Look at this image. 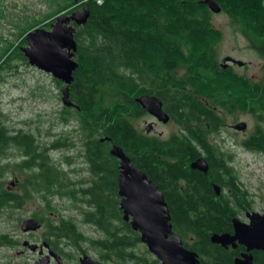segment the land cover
I'll list each match as a JSON object with an SVG mask.
<instances>
[{"label": "trees", "instance_id": "obj_1", "mask_svg": "<svg viewBox=\"0 0 264 264\" xmlns=\"http://www.w3.org/2000/svg\"><path fill=\"white\" fill-rule=\"evenodd\" d=\"M215 1L240 27L249 41L248 47L263 59L264 0ZM74 4L76 8L87 5L90 10L87 22L76 25L79 66L74 71L71 97L79 105L74 114L89 132L95 179L89 182L84 191L87 195H82L79 202L75 195L68 193V198L80 221L93 226L100 235L91 237L85 233L75 215L55 219L38 213L46 228L43 239L55 248L69 246L72 251L82 253L91 248L107 264L144 261L136 256L138 246L143 245L140 235L124 220L120 208L117 164L110 162L115 157L108 146L117 144L129 155L132 164L164 191L175 229L195 234L198 242L194 248L204 258L202 264H228L230 255L211 241V235L230 230L231 218L238 212L235 208L253 207L254 199L239 181L236 166L230 164L235 161L233 151L212 143L208 136L222 130L226 122V117L214 107L232 106L256 115L257 124L246 140L245 149L264 152V81L240 72L237 65H221L217 46L224 31L215 26V12L205 0H81ZM18 53L21 52L16 50L13 54L19 56ZM180 68L186 69L184 75L178 73ZM108 90L123 94L125 99L107 104ZM143 94L159 96L165 111L182 123L188 133L175 132L162 138L139 129L135 119L148 113L136 101ZM2 118L6 115L0 109V127L5 125ZM38 129L40 132L41 128ZM0 131L5 146L8 138L4 130ZM36 137L21 130L11 136L10 143L27 144L30 147L26 148L35 152ZM48 143H42L41 147ZM39 154L40 160L35 162L42 169L36 178L40 177L41 184L51 188L56 182L55 172L48 156L44 152ZM202 154L211 163L208 174L190 167V161ZM103 164L115 174L108 173L105 177ZM183 180L189 186L185 192L181 191ZM212 180L225 189L220 195L215 193ZM29 198L8 191L0 180V217L4 214L10 217ZM50 203L45 200V204ZM13 238L0 233V247L14 246ZM256 260L264 264V252ZM154 264L161 262L155 259Z\"/></svg>", "mask_w": 264, "mask_h": 264}, {"label": "rangeland", "instance_id": "obj_2", "mask_svg": "<svg viewBox=\"0 0 264 264\" xmlns=\"http://www.w3.org/2000/svg\"><path fill=\"white\" fill-rule=\"evenodd\" d=\"M79 1L81 0H0V62L4 56L2 52L9 44L12 49L13 45L30 27L39 23H46L51 20V16L62 13V10ZM213 22L215 26L224 31V38L217 46L220 58L229 55L241 61H246V63H249L248 67L237 65L236 68L256 79H263L264 58H260L254 49L248 47L249 41L240 30V27L233 23L229 16L222 11L214 13ZM20 57H14L9 65L11 67L2 72L0 109L6 115V118H2V121L5 126L23 128L29 132H34L40 138L41 143H48L51 136L46 131L51 127V122L57 119L55 114L57 107H61V100L57 98L59 90L52 83V74H47L31 65L28 60ZM178 73L184 75L186 69L180 68ZM121 99H125L123 94L114 90L106 91L105 101L107 104H112L114 101ZM220 109H222L221 114L229 122L246 121L248 128L243 131L247 130L249 132L256 125V115L237 112L236 109L225 106L220 107ZM74 118L76 120V117ZM151 119V116L141 118L139 126L145 129L146 125L148 126L146 121H151ZM38 128H41L40 132ZM174 131H177L176 123L169 122L156 125V132L164 137H168ZM243 134L245 133L235 134V136L240 138ZM231 142L232 140H229L227 144L231 146V150L235 155L234 164L240 173V179L253 194L255 210L264 213V152H252L240 146L234 147ZM18 174L19 172L13 170L11 176L14 177ZM66 190L71 189L66 188ZM75 198L80 200V197ZM44 200H50L51 203L47 205L37 198H29L26 199L21 208L15 209L10 217H7V214L0 217V233H8L16 240L14 246L0 247V264H32L41 257L39 248L34 251L23 244L25 240L42 244L43 232L46 230L44 226L31 233L24 232L21 228L23 220L31 217L33 213H41L42 216H52L55 219L60 218L61 215L65 217L75 215L85 233L91 237L100 235L93 226L80 221L81 217L75 213L74 209L70 208L72 204L70 198L55 196L44 198ZM38 204L44 208L41 212H38L40 210L37 208ZM49 206L52 208L47 209ZM138 247L140 253L147 249L144 245ZM65 248L67 252H77L72 251L69 246H65ZM46 249L44 248V253H48ZM81 253V251L77 252V257ZM87 253L98 258L96 251L91 248H87ZM74 261H72L73 264Z\"/></svg>", "mask_w": 264, "mask_h": 264}, {"label": "water", "instance_id": "obj_3", "mask_svg": "<svg viewBox=\"0 0 264 264\" xmlns=\"http://www.w3.org/2000/svg\"><path fill=\"white\" fill-rule=\"evenodd\" d=\"M214 12L222 8L215 0H205ZM90 16L87 5L75 9L71 15L60 13L52 24V29L37 28L27 33L29 45L22 47L29 63L37 68L51 73L55 78L66 83L63 89V102L67 106L73 105L70 99L69 86L74 80V71L79 66L76 60L77 41L75 38L76 25L85 24ZM73 22V23H71ZM243 65L244 61L232 56L222 59L226 67L227 61ZM149 113L159 120L166 122L169 115L163 109L162 99L155 94H143L136 98ZM246 122H240L236 128L244 130ZM149 130V128H147ZM1 137V136H0ZM111 153L120 160L119 194L123 218L130 222L131 227L141 234V240L146 243L148 250L161 261L162 264H199L198 253L189 250L182 244V239L173 231L168 203L161 189L154 184L147 173L132 164L130 157L123 148L114 145ZM194 168L207 171L208 165L205 158H199L193 163ZM216 189L219 193V187ZM250 222L246 223L234 218V233L214 234L212 241L227 246L236 247L245 245L247 251L242 257L236 258L232 264H257L254 262L252 250H264V214L259 211L248 213ZM42 227V222L35 217H29L22 222L24 232L37 231ZM32 250L39 248L41 257L32 264H51L55 258L60 264H66L48 241L43 244L23 243ZM44 248L48 253H44ZM82 264H104L92 255L86 253L80 258Z\"/></svg>", "mask_w": 264, "mask_h": 264}, {"label": "flooded vegetation", "instance_id": "obj_4", "mask_svg": "<svg viewBox=\"0 0 264 264\" xmlns=\"http://www.w3.org/2000/svg\"><path fill=\"white\" fill-rule=\"evenodd\" d=\"M75 9H77V8L75 7V4L73 3L67 9L62 10V13H65L67 15H71ZM57 15L51 16V20L47 21L46 23H39V24H36V25L30 27V29L25 31L24 34L22 35V37L13 45L12 49L9 47L10 44L8 47L6 46L7 48L2 52V53H4V56L0 62V81L3 80L2 79V72L7 70V68L9 67V65H10V63L14 57H18L15 54L12 55L13 52H15L16 50H19L21 52V53H18L19 56L23 55V58L22 57H20V58H22L24 60H28L27 57L25 56L24 51L22 50V47L29 45L28 40H27V33L29 31L35 30L37 28H46L48 30H51L52 24L56 21ZM71 23H73V22H71ZM226 56H229V55H226ZM226 56H224V57H226ZM224 57H222V59ZM222 59H221V65H222ZM226 64L227 65L230 64V65L246 66L249 63H246V61H244L243 65H239L238 63H235L233 61L228 60L226 62ZM227 65H226V67H227ZM44 72H46V71H44ZM46 73L51 75V73H48V72H46ZM51 80H52V83L55 85V87L59 90V94H57V98H58V100L59 99L61 100V107H57V111L55 113L57 116V119H55L53 122H51V125H50L51 127L49 128L50 129L49 132H48V130L46 131L47 134L51 136L50 143L46 144L45 146L43 145L44 147H41L42 143L39 141L40 138L36 137L37 141H35V144L36 145L38 144L39 146L37 145V147H38L36 149L37 151L33 152L32 150L27 149L28 147H30L27 144H24V146H25L24 147L23 144L22 145H15L13 143L12 144L10 143L11 136L17 135V133H19L21 130L23 132H26L27 130H25L23 128L9 127V126H5V125H4V127H0V129L5 131V137L8 138L7 144L5 146H3L2 142H3L4 136H3V133L0 131V136H1L0 137V180L4 181L5 187L7 188V190L10 192H13V194L18 193L20 195H24V196H27L30 198L31 197L37 198V199L41 200L43 203L45 202V200H44L45 197L53 198L55 196H59L62 198H64V197L68 198L69 194H71V195H75V197H77V198L78 197L81 198L82 195L85 194L84 191L89 186V182L91 180L95 179V175L91 169L92 164L90 161V143L88 142L89 132H88L87 128L82 126L80 117L78 118V116H76L74 114L75 113L74 110L79 109V105L76 104L72 100V97H71V84L72 83L69 86V92H70L69 96L73 102V105L67 106L63 102V89L66 87V83H64L62 80H60L58 78H55L53 75L51 76ZM260 80L264 81V78L260 79ZM227 107H229V106H227ZM214 108L217 109V112L219 111L218 112L219 114H221L222 109H220L219 106H215ZM163 109H164V102H163ZM230 109H233L232 106H230ZM164 111H165V109H164ZM231 111H233V110H231ZM236 111L237 112L240 111L244 114L250 113V114H253V116H254V113H251L249 111H242L239 109H236ZM165 112H167V111H165ZM167 114L169 115V120L166 122L159 120L156 116H154L153 114H151L149 112L147 114H145V116H151L152 117L151 121H146V123H148V126L146 125L145 130L148 133L156 134V135L164 138V136H162L160 133L156 132V125H158L159 123L165 124V123L173 122V123L177 124V131L172 132L173 134H176L175 132L183 134V135H185V133H188L187 128L184 127L182 125V123H178L177 121H175L174 118L171 116V114H169L168 112H167ZM145 116L138 117L135 119V125L139 129H142V127L139 126L141 124V123H139V121L141 118H144ZM74 117H76V120ZM240 122H246V121L236 120V121L229 122L226 119L225 126L222 128V130H218V132L213 133V135H211L209 133L210 135L208 137H209L210 141L212 143L217 142L221 146V148L231 150V146H228L227 141L232 140V142H231L232 146H234V147L240 146V147L245 149L246 140L249 139V136L253 132V130L255 129L256 125L254 126V128L251 131L247 132V130L243 131V130L236 128V125ZM262 122L264 124V119H262ZM256 124H257V121H256ZM147 128H149V130ZM247 128H248V123H247L246 129ZM31 133H34V132H31ZM241 133H245V134H243L240 138L235 136V134H241ZM101 141L103 142L104 138H101ZM114 145H117V144L108 145L109 146V153L113 157H115L114 160L112 159V160H110V162H112L113 164H115V163L117 164V170H118L117 176H119L120 160H119V158H117L116 156H114L111 153ZM106 147H107V145H105V148ZM42 152H44L45 155L48 156L47 160L51 166V170H53L55 172L56 182L51 188L46 187L43 184H41L40 177L36 178L37 174L41 171L42 168H41V164L40 163L37 164L35 161L40 160V154L39 153H42ZM199 158H205V154H202V155L198 156L195 160L190 161L191 169L199 170L205 174H208L210 172V168H211L210 164L211 163L206 158H205V160H206L207 165H208L207 171L193 167V163L196 160H198ZM103 163H106V162L104 161ZM112 163H110V164L113 165ZM230 164L235 165L234 160L230 161ZM236 169H237V166H236ZM13 170L19 172V174L15 175L14 177L11 176V173L13 172ZM103 171H104L103 175H105V177L108 175V173L115 174L113 170H110L108 168L106 170V167L104 164H103ZM108 171H110V172H108ZM9 172H11V173H9ZM239 175H240V173H239ZM239 181L241 183H243L241 181V179ZM152 182L154 183L153 180H152ZM154 184H156V183H154ZM211 184H212V187H213V189L217 195H220L225 190L220 183H218L214 180L211 181ZM181 186H182V190H181L182 192H185V191H187V189H189L188 183L185 180L182 181ZM186 186H187V188H186ZM217 186L219 187V193H218V190L216 189ZM66 188L67 189L70 188L71 190L67 191ZM159 189H161V188L159 187ZM161 191L164 194V191L162 189H161ZM118 193H119V180H118ZM85 195H87V194H85ZM119 196H120V194H119ZM164 196H165V194H164ZM165 199H166V197H165ZM77 200H79V199H77ZM120 200H121V196H120ZM119 203H120V201H119ZM39 205L40 204H38V207H37L38 209H40L38 212H41L42 209H44V208H42V206H39ZM120 208H121V206H120ZM235 209L238 212L236 215L232 216V218H231V229L227 230V231H223V232H213L211 235V238L216 233H218V234H223V233L233 234L234 233V218H238V219L248 223V222H250V218L248 217V213H252L253 211H256L254 206L253 207L247 206V208H246V206H237ZM169 211H170V209H169ZM40 215H41V213H40ZM40 215L39 214L38 215L32 214L31 217L38 218L40 221H42V219L39 217ZM172 226H173V231L182 239V244L186 248H188L189 250H192V251L198 253V258L200 260L199 264H202V261H203L202 259H204V258H202V255L200 254V252L194 248L196 246L195 243L198 242L196 236H194L195 234L193 235L192 233L185 234V233L179 232L175 229L173 223H172ZM135 231H137V230H135ZM137 233L140 235V238H141L140 232L137 231ZM44 241H45V239L42 240V244ZM211 241H212V239H211ZM142 243L147 248L146 243H144L143 241H142ZM213 243L221 246L223 249H225L228 252V254L230 255V258H228V261H227L228 264H232L236 260V258L242 257V254L247 251L246 246L242 245V244H238L236 247H234L231 244H229L227 246H222L219 243H216V242H213ZM52 247L54 248V250L58 254H60L62 256V258L64 259V262L66 264H73L72 261H74V260H75L74 264H82L80 262V258L83 254H86V253H81L77 257V254L75 255L71 251L64 253L63 251H66L65 246L59 245L56 248L54 246H52ZM46 250L48 252V249H46ZM261 252H264V250H261V249L252 250V253L254 256V262H256L257 264H261L256 260L257 255ZM73 256L75 259L73 258ZM136 256L144 259V261H142L143 263L141 262L140 264H154L155 259H157L151 252H149V250L147 253L145 251H142V253L138 252L136 254ZM93 257L95 259H97L98 261H100L104 264H107L106 262L101 260L100 257H98V258L95 256H93ZM207 259L209 260L210 258H207ZM51 264H60V263L55 258L52 257L51 258Z\"/></svg>", "mask_w": 264, "mask_h": 264}]
</instances>
